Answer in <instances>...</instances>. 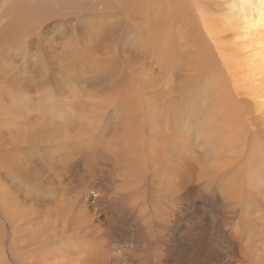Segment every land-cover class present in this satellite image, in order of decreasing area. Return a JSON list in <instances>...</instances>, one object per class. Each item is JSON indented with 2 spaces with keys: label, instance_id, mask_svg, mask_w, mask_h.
<instances>
[{
  "label": "bare ground",
  "instance_id": "bare-ground-1",
  "mask_svg": "<svg viewBox=\"0 0 264 264\" xmlns=\"http://www.w3.org/2000/svg\"><path fill=\"white\" fill-rule=\"evenodd\" d=\"M207 212L264 264V0H0V264L204 261Z\"/></svg>",
  "mask_w": 264,
  "mask_h": 264
},
{
  "label": "rangeland",
  "instance_id": "rangeland-1",
  "mask_svg": "<svg viewBox=\"0 0 264 264\" xmlns=\"http://www.w3.org/2000/svg\"><path fill=\"white\" fill-rule=\"evenodd\" d=\"M230 54V52L228 53V59H231L232 57H233V55H229ZM234 58V57H233ZM243 93V95H244V93H245V91H243L242 92ZM246 94V93H245ZM244 98L248 101V103H249V96L248 95H244ZM248 129H249V125H248ZM247 138H248V140H249V134H248V136H247ZM248 143V145H246L245 146V143H240V146H238V150H239V152H240V154H239V157H240V159L243 161V160H245V154H247L246 152H248L247 150H248V148H249V141H247ZM243 144V145H242ZM246 149V150H245ZM246 151V152H245ZM243 156H244V158H243ZM175 158V157H174ZM240 160V162H242ZM235 165H236V162H235ZM234 166V165H233ZM237 166V165H236ZM235 167V166H234ZM236 174V173H235ZM227 182V181H226ZM226 182H223V185L220 187V193L222 192V194L224 193V191H225V188H226ZM228 183V182H227ZM225 194V193H224ZM223 194V195H224ZM33 202L35 203V204H42V205H44L45 203H46V199H39V197H35L34 199H33ZM222 204V203H221ZM201 205H202V203H201ZM222 205H224V204H222ZM202 211H204V210H202ZM208 211V210H207ZM204 218H206V220L205 221H202V222H200V223H198V224H196L195 225V230H201V231H199L200 232V237H201V239L199 240V245H197L198 246V250H197V248H196V250L197 251H199L200 253H199V255L204 259V261L206 262H204V261H200V260H196V258L194 257V256H191V255H193V254H191L190 252H189V250H187V248H185V246H181V244H177V245H175L174 246V249H175V254H174V259H172V261L174 262V264H199V263H201V264H213L214 262L213 261H211L214 257H217L218 256V253H222V254H224V250H225V245H224V242H223V240L221 239V240H218V239H216V236H215V234L213 233L212 235H209L208 233H207V230H205L206 229V226H208L209 224H211V226H212V220H211V212H207V214H204ZM207 219H209L208 220V223H207ZM216 225H217V223H215ZM211 226H209L208 228H210ZM199 227V228H198ZM201 227V228H200ZM198 228V229H197ZM202 228H204V229H202ZM204 232H206V233H204ZM9 236V235H8ZM210 236H212V238L210 237ZM202 243H201V242ZM216 241H217V244H216ZM182 245H184V243L182 244ZM181 246V247H180ZM196 246V247H197ZM221 247V248H220ZM224 247V248H223ZM182 248V249H181ZM185 251V252H184ZM178 252V253H177ZM188 254V255H187ZM189 254H190V256H189ZM203 254V255H202ZM210 259V260H209ZM190 260V261H189ZM196 261V262H195ZM200 261V262H199ZM208 262V263H207Z\"/></svg>",
  "mask_w": 264,
  "mask_h": 264
}]
</instances>
